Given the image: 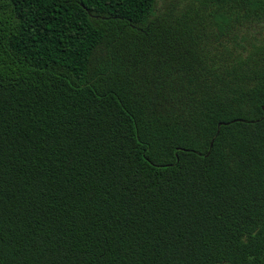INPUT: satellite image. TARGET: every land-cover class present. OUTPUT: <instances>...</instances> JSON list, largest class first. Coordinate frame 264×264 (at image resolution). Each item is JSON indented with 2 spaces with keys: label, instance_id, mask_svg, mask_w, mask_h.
<instances>
[{
  "label": "trees",
  "instance_id": "trees-1",
  "mask_svg": "<svg viewBox=\"0 0 264 264\" xmlns=\"http://www.w3.org/2000/svg\"><path fill=\"white\" fill-rule=\"evenodd\" d=\"M0 264H264V0H0Z\"/></svg>",
  "mask_w": 264,
  "mask_h": 264
}]
</instances>
